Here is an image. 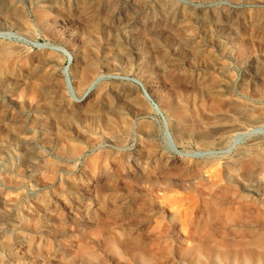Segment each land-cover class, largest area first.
<instances>
[{
  "label": "rangeland",
  "instance_id": "obj_1",
  "mask_svg": "<svg viewBox=\"0 0 264 264\" xmlns=\"http://www.w3.org/2000/svg\"><path fill=\"white\" fill-rule=\"evenodd\" d=\"M262 38L264 0H0V264H241L195 249L264 232L204 204L244 152L263 198L264 126L215 135L264 110Z\"/></svg>",
  "mask_w": 264,
  "mask_h": 264
},
{
  "label": "bare ground",
  "instance_id": "obj_2",
  "mask_svg": "<svg viewBox=\"0 0 264 264\" xmlns=\"http://www.w3.org/2000/svg\"><path fill=\"white\" fill-rule=\"evenodd\" d=\"M176 9V8H175ZM177 10V9H176ZM172 11V10H170ZM178 12V11H177ZM171 13V12H170ZM182 17V16H181ZM171 28V27H170ZM175 30V29H174ZM258 30V29H257ZM254 32V31H253ZM252 35V34H251ZM262 36V35H261ZM193 37V36H192ZM250 37V36H249ZM187 39V38H186ZM251 40V39H250ZM247 41V40H246ZM256 41V40H255ZM261 41H264V39L262 38ZM246 46V45H244ZM248 47V46H247ZM53 49H60V47H53ZM149 49V48H148ZM11 51V50H10ZM8 51L6 50L7 53ZM182 53V52H181ZM11 54V53H10ZM16 54V53H15ZM19 54V53H18ZM14 55V54H12ZM48 55V54H46ZM52 55V54H51ZM69 55V54H67ZM2 56V55H1ZM6 56H9V53L6 54ZM5 56V57H6ZM17 56V55H16ZM6 57V58H7ZM36 57V56H35ZM47 57V56H46ZM50 57V56H49ZM68 61L70 60L71 56H68ZM1 58V57H0ZM4 58V59H6ZM51 58V57H50ZM112 58V57H111ZM4 59L0 60V67H2L4 65H7L6 61H4ZM16 59V58H15ZM45 60V58H43ZM41 60V59H40ZM39 60V61H40ZM50 60V59H49ZM54 60V59H51ZM10 61V60H8ZM11 62V61H10ZM41 62V61H40ZM53 62V61H52ZM16 63V62H15ZM34 63V62H33ZM13 64V62H12ZM9 65V63H8ZM15 65V64H13ZM11 65H9L10 67ZM23 66V65H22ZM12 67V66H11ZM43 67V66H42ZM86 67V66H85ZM178 67V66H177ZM14 69V67H12ZM4 68H2L3 70ZM12 69V70H13ZM6 70H7V66H6ZM66 70V69H64ZM3 72V71H2ZM162 72V71H161ZM1 73V72H0ZM80 75V74H79ZM52 76V75H51ZM48 78V77H46ZM66 78V76H65ZM162 78V77H161ZM16 79V78H15ZM80 80V78L78 79ZM158 80V79H157ZM189 80V79H188ZM187 80V82H188ZM203 80V79H202ZM202 80L200 83H202ZM36 81V80H35ZM204 81V80H203ZM162 87H168V83H164V81H161ZM166 82V81H165ZM191 83L192 85H195L196 83L191 82V80L188 82ZM210 83V82H209ZM31 84V83H30ZM68 84V83H67ZM171 85V84H170ZM182 85V84H181ZM198 85V84H197ZM203 85V84H202ZM207 85V84H206ZM161 86V83H160ZM185 86V84H184ZM30 87V86H29ZM161 87V88H162ZM70 88V87H69ZM172 88V87H171ZM180 88H182L180 86ZM188 88V87H187ZM212 88V87H211ZM24 89V88H23ZM36 89V88H35ZM167 89V88H166ZM189 89V88H188ZM32 90V88H31ZM208 90V89H207ZM88 91V90H87ZM87 91L82 95L81 98H84L87 94ZM181 91V90H180ZM213 91V90H212ZM52 92V91H51ZM72 92V91H71ZM183 92V91H182ZM33 93V92H32ZM193 94V93H192ZM29 95V94H28ZM208 96V95H207ZM180 97V96H179ZM31 98V97H30ZM27 100V99H26ZM82 100V99H81ZM80 100V101H81ZM96 101V100H95ZM46 102V101H45ZM183 102V101H182ZM203 102V101H202ZM171 103V102H170ZM169 103V104H170ZM41 104V103H40ZM153 105V103H152ZM29 106V105H28ZM38 106V105H37ZM93 107V106H92ZM154 107V105H153ZM173 107V106H172ZM200 107V106H199ZM89 108V107H88ZM190 108V107H189ZM189 111V110H188ZM250 111V110H248ZM87 114V113H86ZM246 116V115H245ZM241 117V116H240ZM248 121L247 122H241V121H235L238 120L234 117V119H228L230 121L222 123L220 125V128L215 132L216 134H221V135H231L233 136L232 138L233 140V145H235L236 141L246 135L249 134L250 132L248 131V124L249 123H253V124H258L260 126V128H262L264 126V110L263 111H255L253 112L250 111L248 112ZM193 121V120H192ZM183 122V121H182ZM178 123V122H177ZM190 124V123H189ZM218 124V123H217ZM216 125V124H215ZM180 126V125H179ZM218 126V125H217ZM216 126V127H217ZM109 127V126H108ZM174 127V126H173ZM178 127V126H177ZM191 127V126H190ZM146 128V127H145ZM260 128H258V130H260ZM121 129V128H120ZM147 129V128H146ZM181 129V128H180ZM212 130V129H211ZM216 130V129H215ZM171 131V130H170ZM119 132V131H118ZM210 132V131H209ZM173 133V132H172ZM177 133V132H175ZM180 133V132H179ZM184 133V132H183ZM212 134V133H211ZM210 134V135H211ZM76 135V134H75ZM213 135V134H212ZM170 135L168 134V137ZM112 137V136H111ZM170 138V137H169ZM205 138V137H204ZM211 138V137H210ZM208 139V138H207ZM171 141V146H175L174 142L172 140ZM170 145V144H169ZM170 146V147H171ZM231 146V149L234 147ZM153 148V146H152ZM174 150V148H172ZM234 149V148H233ZM153 150V149H152ZM253 150V149H252ZM155 151V150H154ZM161 151H155L154 152V156L156 157V155H158V153ZM261 152V151H260ZM259 152V153H260ZM219 152L216 151H202L197 153V155L200 156H204V155H212V154H218ZM262 153V152H261ZM183 154V153H182ZM258 154V153H256ZM147 155V154H146ZM180 155V154H179ZM187 154L184 155H180V156H186ZM246 153H239L237 155H235V158H233L230 161H227L225 164V174H227V179L229 180V184L228 186H222V183L220 184H216L213 187V190L211 191V195L209 197V199L205 200L204 204L209 205L207 207V210L205 211L207 214L208 218L211 219H218L220 220V224L222 227H227L230 225H238V221H240L242 218L244 217H259V216H263L264 215V209L262 207H260L259 205L261 204V206H264V186L261 187L260 191H261V195H263L262 199H258L257 197H254L252 194V192L256 193L255 191L249 190L248 188L246 189V187H244L242 189V187L236 185L235 183H238L239 180H242L244 178H247L248 174L252 171L251 167L253 165V163L248 160L245 157ZM262 155V154H261ZM153 156V157H154ZM188 156V155H187ZM248 156V155H247ZM254 156V154H253ZM150 157V156H149ZM160 158V157H159ZM170 158V157H169ZM166 160V164L167 162H170V159ZM251 158V157H250ZM157 159V158H156ZM228 159V158H227ZM258 159V158H257ZM252 160V159H251ZM259 160V159H258ZM180 161V165L183 163L180 159L178 160ZM218 161V160H217ZM160 162V161H159ZM189 163V162H188ZM185 165V164H183ZM202 165V164H201ZM178 166V165H177ZM196 166V165H195ZM187 167V165H186ZM189 167V164H188ZM191 167V166H190ZM257 167V166H256ZM224 168V167H223ZM258 168V167H257ZM177 169H183V170H187L186 168L184 169V167L182 166L181 168H177ZM189 169V168H188ZM197 169V168H196ZM200 169V168H199ZM217 169V168H216ZM174 170V169H173ZM224 170V169H223ZM197 171V170H196ZM203 171V170H201ZM258 172V171H257ZM174 173V172H173ZM190 173V172H189ZM199 173V172H198ZM217 173V172H216ZM175 174V173H174ZM173 174V176H174ZM178 174V173H177ZM184 174V173H183ZM260 174V173H259ZM263 174V172H262ZM253 175V174H252ZM177 176V175H176ZM179 176V175H178ZM194 176V175H193ZM201 177V175H199ZM226 176V175H225ZM250 176V175H249ZM174 178V177H173ZM176 178V177H175ZM182 178V177H181ZM194 178V177H193ZM220 178V177H219ZM223 178V177H222ZM184 180V179H183ZM191 180V179H190ZM182 181V180H181ZM225 181V180H224ZM244 181V180H243ZM180 182V181H179ZM183 182V181H182ZM185 182V181H184ZM188 182V181H187ZM190 182V181H189ZM226 182V181H225ZM245 182V181H244ZM167 183V182H166ZM228 183V182H227ZM263 183V182H262ZM260 183V184H262ZM180 184V183H179ZM187 184V183H185ZM244 183H242L243 185ZM230 185V186H229ZM81 187V186H80ZM248 187V186H247ZM153 189V188H152ZM256 189V188H255ZM165 195V194H164ZM258 195V194H257ZM256 196V195H255ZM205 199V198H204ZM164 200V199H163ZM202 201V200H201ZM204 206V207H205ZM202 207V206H201ZM205 210V209H204ZM181 211V210H180ZM244 220V219H243ZM211 224V223H210ZM239 226V225H238ZM206 230V229H205ZM224 230V229H223ZM228 230V229H227ZM203 231V230H202ZM225 231V230H224ZM217 232V231H216ZM231 232V231H230ZM233 232V231H232ZM253 232V233H252ZM255 232V233H254ZM208 236L211 235V232H207ZM225 233V232H224ZM224 233H221L222 235H225ZM239 233V232H238ZM251 233L253 234L252 236H248L247 238L241 237V238H234L235 236H233V238H231L230 240L228 239V237L230 235H226V238H224L223 240L219 241V242H215V243H206V244H202L200 246H198V248L195 249V252H206L207 255L209 257H214V256H221L222 258H225V260L227 261V258L231 257V256H235L238 257L241 261V264H243L247 258H257L258 260H262L264 259V232L262 230L259 231H255L253 229H251ZM235 235V233H234ZM210 236V237H211ZM218 236V235H216ZM238 236V235H237ZM6 245V244H3ZM111 248L113 251H115V247L114 245H111ZM11 251V250H10ZM201 254V253H200ZM202 256V255H201ZM257 256V257H255ZM233 259V258H232ZM231 259V260H232ZM211 260V258L209 259ZM235 260V259H234ZM17 261V260H16ZM233 261V260H232ZM230 262V261H229ZM228 263V261H227ZM231 263V262H230Z\"/></svg>",
  "mask_w": 264,
  "mask_h": 264
},
{
  "label": "water",
  "instance_id": "obj_3",
  "mask_svg": "<svg viewBox=\"0 0 264 264\" xmlns=\"http://www.w3.org/2000/svg\"><path fill=\"white\" fill-rule=\"evenodd\" d=\"M61 50V49H60ZM68 80H69V78H68ZM142 86V85H141ZM142 88H143V90H144V92H145V94L148 96V98L152 101V99L149 97V95H148V93L146 92V90L144 89V87L142 86ZM153 102V101H152ZM154 103V102H153Z\"/></svg>",
  "mask_w": 264,
  "mask_h": 264
}]
</instances>
